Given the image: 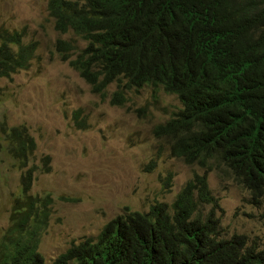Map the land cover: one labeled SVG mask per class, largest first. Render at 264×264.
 Segmentation results:
<instances>
[{
  "label": "trees",
  "instance_id": "16d2710c",
  "mask_svg": "<svg viewBox=\"0 0 264 264\" xmlns=\"http://www.w3.org/2000/svg\"><path fill=\"white\" fill-rule=\"evenodd\" d=\"M47 11L57 32L86 41L75 58L60 59L93 94L124 80L127 88L150 85L175 95L182 109L156 126L155 136L186 164L218 159L253 199L264 197V0H48ZM24 37V29L0 27V78L29 66L37 44ZM70 47L57 41L60 51ZM0 148L21 171L0 264H46L39 243L52 198L30 191L50 158L31 162L36 143L25 125L2 124ZM205 205L219 208L205 175L195 174L171 209L157 203L119 214L95 241L71 243L53 264H264V248L220 237Z\"/></svg>",
  "mask_w": 264,
  "mask_h": 264
},
{
  "label": "rangeland",
  "instance_id": "374dc122",
  "mask_svg": "<svg viewBox=\"0 0 264 264\" xmlns=\"http://www.w3.org/2000/svg\"><path fill=\"white\" fill-rule=\"evenodd\" d=\"M47 1L0 0V27L24 29V42L37 44L27 69L0 78V126L25 125L36 143L31 162L39 166L42 157L50 158L49 171L36 172L30 191L52 198L49 226L39 243L45 263L53 264L71 243L95 241L119 214L147 212L157 203L171 209L195 174L205 175L217 200L219 208L206 205L203 213L212 212L219 236L241 237L245 246L263 249L264 197L253 199L218 159L205 166L186 164L172 156L166 138L155 136L154 128L182 109L177 97L150 85L127 88L124 80L93 94L60 59L62 53L75 58L86 41L55 30ZM58 40L70 49L58 50ZM20 174L0 148V237Z\"/></svg>",
  "mask_w": 264,
  "mask_h": 264
},
{
  "label": "clouds",
  "instance_id": "9594fccd",
  "mask_svg": "<svg viewBox=\"0 0 264 264\" xmlns=\"http://www.w3.org/2000/svg\"><path fill=\"white\" fill-rule=\"evenodd\" d=\"M73 70H74V69H73ZM77 73H78V72H77ZM162 90H163V89H162ZM163 91H164V90H163ZM164 92H165V91H164ZM165 93H166V92H165ZM167 94H169V93H167ZM172 95H173V94H172ZM179 102H180V101H179ZM174 117H175V116H174ZM174 117H173V118H174ZM170 152H171V150H170ZM172 156H173V155H172ZM174 157H175V156H174ZM176 158H177V157H176ZM205 206H206V205H205ZM205 206H204V207H205ZM203 209H204V208H203Z\"/></svg>",
  "mask_w": 264,
  "mask_h": 264
}]
</instances>
